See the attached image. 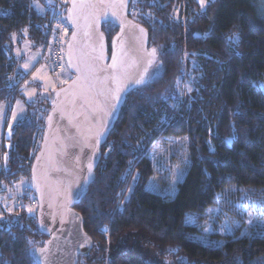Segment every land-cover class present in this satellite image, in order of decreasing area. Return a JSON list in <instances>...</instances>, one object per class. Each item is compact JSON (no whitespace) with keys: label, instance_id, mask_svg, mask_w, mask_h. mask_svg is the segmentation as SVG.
<instances>
[{"label":"trees","instance_id":"16d2710c","mask_svg":"<svg viewBox=\"0 0 264 264\" xmlns=\"http://www.w3.org/2000/svg\"><path fill=\"white\" fill-rule=\"evenodd\" d=\"M57 6L0 0L6 125L27 76L16 49L28 42L44 53ZM129 18L149 31L161 72L128 95L95 180L76 206L93 243L78 264H264V0H205L203 7L200 0H132ZM103 32L110 47L118 27L104 24ZM52 103L28 102L12 137H2L9 155L7 168L0 159V264H38L30 253L48 239L38 228L30 179ZM178 139L182 145L173 149L188 167L176 195L148 190L151 153ZM21 186L24 202L15 207ZM7 191L13 196L3 205ZM212 208L241 227L202 234L190 220H205Z\"/></svg>","mask_w":264,"mask_h":264},{"label":"water","instance_id":"95a60500","mask_svg":"<svg viewBox=\"0 0 264 264\" xmlns=\"http://www.w3.org/2000/svg\"><path fill=\"white\" fill-rule=\"evenodd\" d=\"M131 1L127 0L126 9H116L121 14L123 29L120 21L113 19L112 23L118 27V32L110 47L103 32L105 23L99 25V32H102L104 37L103 61L94 59L100 54L101 43L96 31L94 30L90 36L84 35L83 18L78 20L79 31L73 24V18H76L78 12V9L73 11V4L78 5L80 0H71L68 5L66 17L71 34L65 48V62L73 78L54 93L55 104L52 103L47 116L43 140L31 168L30 180L38 205V228L48 238L44 246L47 247L46 260L36 258L38 264H78L79 258L86 256L92 250V240L85 231L84 218L76 210V206L87 196L95 180V172L102 159V147L108 141L126 101L111 116H107L106 112L111 110L114 101L106 89L114 85L111 81L107 83L101 81L112 69L109 68L108 72H96L95 76L98 79L94 89L89 92L91 78L85 80L82 77L77 81V77L82 74L76 72L73 65L83 67V62L86 61L92 65L110 66L111 57L116 52L118 67L122 72L126 71L129 75L136 76L143 71L146 61L151 58L150 36L145 27L129 18ZM140 28L144 29L143 34L139 31ZM74 34L75 40H73ZM117 36L120 37L119 40L115 39ZM133 60L137 63L133 64ZM155 63L148 67V72ZM74 81L77 83L74 84ZM73 89L78 93L75 98L70 92L66 95V90ZM137 89H131L128 95ZM98 92L104 94L97 95ZM69 116L72 117L71 123ZM97 139H99L98 145ZM89 162L92 163L90 177Z\"/></svg>","mask_w":264,"mask_h":264},{"label":"rangeland","instance_id":"374dc122","mask_svg":"<svg viewBox=\"0 0 264 264\" xmlns=\"http://www.w3.org/2000/svg\"><path fill=\"white\" fill-rule=\"evenodd\" d=\"M16 54L19 57H22L21 68L26 76L22 87V96L16 98L12 104L9 113V118L6 122L7 110H3V119L0 120V159L1 164L7 168L8 166V150L9 143L5 142L6 148L3 150V139L5 135L7 139L12 137L13 127L17 124L18 120L23 118L27 112V103L41 100L43 98H48L51 101L56 90L65 86L73 76L69 72V69L64 61V73L61 75V78H56L50 71V67L42 62L43 52L40 49H34L31 47L30 43L25 42L21 47H17ZM185 59H188V54L185 53ZM28 64L27 69L24 68L25 64ZM157 64L155 63L149 72L153 74L156 72L155 78L160 74L161 68L157 70ZM34 76L36 77L34 79ZM19 102V107L17 106ZM23 108V111H21ZM13 112L16 113V120H12ZM11 125V135H9L8 125ZM180 139L176 140L174 143H169L167 146L160 145L151 153V157L154 163L155 173L148 184V190L169 196H175L177 193L178 182L182 181L185 172L188 167L187 158L180 153L178 148L173 149V145L179 142ZM181 146L182 143L176 144ZM175 145V146H176ZM7 156V160H5ZM25 186V184L23 185ZM23 186L19 187L18 195H11L7 191V196L2 202L3 205H6L7 202L12 196L15 207H21L24 202L22 199V193L25 192ZM36 200V196H35ZM12 207V203H11ZM1 208H0V219H1ZM190 223L194 224L204 235H211L213 233H219L221 235H230L238 230L242 223L223 212L220 208H212L206 219L201 222H195L192 219ZM252 221H248L247 224L250 225Z\"/></svg>","mask_w":264,"mask_h":264},{"label":"snow or ice","instance_id":"6c2138e0","mask_svg":"<svg viewBox=\"0 0 264 264\" xmlns=\"http://www.w3.org/2000/svg\"><path fill=\"white\" fill-rule=\"evenodd\" d=\"M133 2H137V0H133ZM52 3V0H49V4ZM201 6L203 7L205 4V0H200ZM117 8L119 9H126L127 8V0H80L79 4L76 3L73 4V11H76L78 9L76 18H73V24L77 26V30L79 31L80 25L78 23L79 18H83L85 20V32L84 35L90 36L91 33L95 30L100 43V54L98 57H95L94 59H98L103 61L105 59L104 55V44H103V33L99 32V25L101 23L105 24H111L113 22V19L116 21H120L121 29H123V21L121 20V14L117 12ZM133 15H136L135 12L132 13ZM148 15H151L150 13ZM59 27V25H58ZM133 27H138L136 25H133ZM139 31L143 34L144 29L140 28ZM14 38V37H13ZM76 36L73 35V40H75ZM116 40H119L120 37L117 36L115 38ZM237 42H239V37L237 36ZM115 43V41H114ZM71 47V46H69ZM95 51V49H93ZM120 51H123V43L121 42L120 45ZM149 56L151 57L146 61V66L144 67L143 71H141L136 76L129 75L126 71H121L118 67V54L116 52L113 53L111 57V65H92L88 62H83V67L80 65H73L75 67L76 72H79L82 74V76L77 77V81H79L82 77L85 80H89L91 78V83L89 84L88 91L91 92L94 87L95 83L97 81V77L95 76L96 72H108V69L111 68L112 71L110 74L105 75L103 77V80L101 82L107 83L108 81H111L114 87L107 88L106 91L111 94V99L114 101L111 104V110L106 112L107 116H111L113 112H115L118 107L126 101V97L129 93V91L133 88H143V87H150L151 84L154 82L156 72L153 74H149L148 67L151 66L153 63L156 62L157 58V49L152 48L151 52L149 53ZM120 64H122V60L119 61ZM71 63V61H70ZM133 64H136L137 61L133 60ZM29 65L26 63L24 65V68L27 69ZM162 67V63L157 64V70H159ZM36 77L34 76V79ZM77 81H74L73 83L76 84ZM188 91H191V88H188ZM71 93V95L75 98L77 96V92L73 90H66V95ZM103 92H98L97 95H102ZM59 95V94H57ZM75 101L73 100V103ZM55 104V101H53ZM17 106L19 107V102H17ZM3 105H0V120L3 119ZM21 111H23V108H21ZM12 120H16V113L13 112L12 114ZM51 120V118H49ZM72 117L69 116V123H71ZM9 129V135H11V125H8ZM97 145L99 144V139L96 141ZM7 160V156L4 158ZM92 163L89 162L88 164V176L90 177L92 172ZM131 191V189H129ZM29 213H31L33 210L31 208L28 209ZM251 222V221H250ZM259 227L264 228V225H259ZM29 244H33L32 241H29ZM35 247V246H34ZM46 252L47 247L44 248H36L35 252L30 253L33 257L36 258H43L46 260ZM37 253L39 256L37 257Z\"/></svg>","mask_w":264,"mask_h":264},{"label":"built area","instance_id":"2783aa9c","mask_svg":"<svg viewBox=\"0 0 264 264\" xmlns=\"http://www.w3.org/2000/svg\"><path fill=\"white\" fill-rule=\"evenodd\" d=\"M71 0H58V6L50 21V33L42 62H45L56 78L64 73L65 48L70 36V29L66 19V10ZM59 25V27H58Z\"/></svg>","mask_w":264,"mask_h":264},{"label":"crops","instance_id":"0c3cea01","mask_svg":"<svg viewBox=\"0 0 264 264\" xmlns=\"http://www.w3.org/2000/svg\"><path fill=\"white\" fill-rule=\"evenodd\" d=\"M3 106H4L3 110L6 112L8 106H7V104H4Z\"/></svg>","mask_w":264,"mask_h":264}]
</instances>
